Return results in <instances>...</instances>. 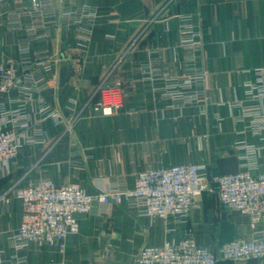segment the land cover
<instances>
[{
  "label": "crops",
  "instance_id": "0c3cea01",
  "mask_svg": "<svg viewBox=\"0 0 264 264\" xmlns=\"http://www.w3.org/2000/svg\"><path fill=\"white\" fill-rule=\"evenodd\" d=\"M40 1L32 13L27 0H0V64L46 81L39 94H0V114L27 115L21 133L32 138L0 165V264H134L145 246L186 232L208 248L252 239L249 222L204 194L183 223L97 202L63 250L15 247L23 203L12 194L44 179L99 194L133 190L140 172L180 165L206 164L212 175L264 171V119L258 131V117L244 115L254 104L247 83L264 68V0ZM183 29L199 36L200 52L182 46ZM111 86L122 105L108 115L96 106Z\"/></svg>",
  "mask_w": 264,
  "mask_h": 264
},
{
  "label": "built area",
  "instance_id": "2783aa9c",
  "mask_svg": "<svg viewBox=\"0 0 264 264\" xmlns=\"http://www.w3.org/2000/svg\"><path fill=\"white\" fill-rule=\"evenodd\" d=\"M32 13L41 11L40 0H27ZM182 46L202 50V43L191 31H181ZM44 71H50V64L39 62ZM188 84L191 79H188ZM248 98L254 103L245 108V116H256L254 128L260 131L264 116V68L256 72L255 80L247 83ZM46 88L43 74L36 75L27 70L19 74L14 64H0V94L11 91L30 95L42 93ZM101 99L96 109L111 115L122 105L119 87H102ZM180 94V93H179ZM197 94L187 96L186 101H194ZM42 113L49 112L41 107ZM9 112L0 114V165L16 160L24 142L31 137L21 133L29 127L28 116ZM50 115H54L50 113ZM253 153L254 150H248ZM246 158V157H245ZM204 194L218 198L219 202L231 212H239L249 218L253 238H238L218 247H204L198 244L191 232H186L179 240L165 242L158 246H145L134 264H220L264 260V231L259 228L264 223V171L254 174L243 170L224 175H212L206 164L173 166L166 169H152L140 172L135 188L124 190L112 188L99 194H90L78 183L58 185L50 179L36 184H28L15 190L14 197L23 203L22 221L19 228L11 234L15 247L27 249L33 246L51 245L63 250L66 240L80 232L77 215L88 214L94 203L121 205L137 208L151 221L166 222L169 219L183 223L191 213L196 200Z\"/></svg>",
  "mask_w": 264,
  "mask_h": 264
},
{
  "label": "water",
  "instance_id": "95a60500",
  "mask_svg": "<svg viewBox=\"0 0 264 264\" xmlns=\"http://www.w3.org/2000/svg\"><path fill=\"white\" fill-rule=\"evenodd\" d=\"M97 204V201L94 203V205ZM233 214L236 216L237 221H243V222H249V218L247 216H241L239 212H233ZM79 215H77L78 217ZM209 227L212 228L213 220L211 216H209Z\"/></svg>",
  "mask_w": 264,
  "mask_h": 264
}]
</instances>
